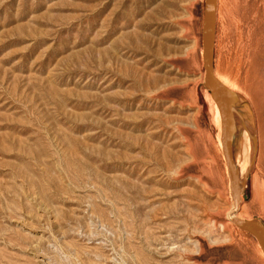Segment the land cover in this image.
<instances>
[{"label":"rangeland","instance_id":"374dc122","mask_svg":"<svg viewBox=\"0 0 264 264\" xmlns=\"http://www.w3.org/2000/svg\"><path fill=\"white\" fill-rule=\"evenodd\" d=\"M202 4L0 0V264H264L226 217ZM215 14L249 142L236 214L264 224V0Z\"/></svg>","mask_w":264,"mask_h":264},{"label":"water","instance_id":"95a60500","mask_svg":"<svg viewBox=\"0 0 264 264\" xmlns=\"http://www.w3.org/2000/svg\"><path fill=\"white\" fill-rule=\"evenodd\" d=\"M217 0H203L201 17V63L202 85L207 91L221 116L220 143L221 153L225 161L226 175H228V189L231 197L232 209L227 213L228 220L236 229L246 233L254 239L261 255L264 257V224L259 220L242 219L236 216L238 204L241 201L242 186L239 183L238 168L234 166L233 145L239 127H244V108L239 102L238 94L231 91L214 77L213 51L215 36Z\"/></svg>","mask_w":264,"mask_h":264},{"label":"bare ground","instance_id":"6f19581e","mask_svg":"<svg viewBox=\"0 0 264 264\" xmlns=\"http://www.w3.org/2000/svg\"><path fill=\"white\" fill-rule=\"evenodd\" d=\"M215 111H217V113H216V118H217V116L220 115V112L217 109ZM220 119H221V117H220ZM220 126H221V121L219 123V127ZM220 131H221V127H220ZM218 135H219V143H220V132ZM233 143H234V145H233V153H232L233 157H232V159L234 160V166H236L238 168L237 171H238V175H239V183L243 187L244 182L246 180L245 167H246V163L248 160L247 149H248V145H249L244 127H241V126L239 127L238 134H236V137H235ZM220 148H221V145H220ZM231 209H232V207H230L229 210L226 212V217H227V213ZM236 216L241 218L237 214H236ZM227 219H228V217H227ZM242 219H244V218H242Z\"/></svg>","mask_w":264,"mask_h":264}]
</instances>
